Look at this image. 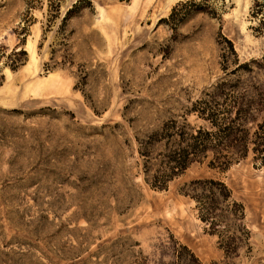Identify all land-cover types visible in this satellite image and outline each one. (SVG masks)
Returning a JSON list of instances; mask_svg holds the SVG:
<instances>
[{
    "label": "rangeland",
    "instance_id": "1",
    "mask_svg": "<svg viewBox=\"0 0 264 264\" xmlns=\"http://www.w3.org/2000/svg\"><path fill=\"white\" fill-rule=\"evenodd\" d=\"M263 54L264 0H0V264H264V153L154 189L135 140L201 124L220 81L264 90ZM208 178L242 207L229 256L183 193Z\"/></svg>",
    "mask_w": 264,
    "mask_h": 264
},
{
    "label": "trees",
    "instance_id": "2",
    "mask_svg": "<svg viewBox=\"0 0 264 264\" xmlns=\"http://www.w3.org/2000/svg\"><path fill=\"white\" fill-rule=\"evenodd\" d=\"M260 60L264 62V54ZM247 66L238 64L234 71ZM190 113L202 123L190 124L185 117L179 122L168 120L157 130L135 138L142 178L149 187L165 188L193 162L207 161L208 166L224 170L248 153L263 159L264 90L257 81L243 85L238 79L233 83L220 81L191 103L186 110ZM183 193L194 200L198 217L216 234L225 256L235 253L245 238L235 223L242 217V207L229 200L226 186L211 178L196 179L185 185ZM166 264L201 263L190 249L178 244Z\"/></svg>",
    "mask_w": 264,
    "mask_h": 264
}]
</instances>
